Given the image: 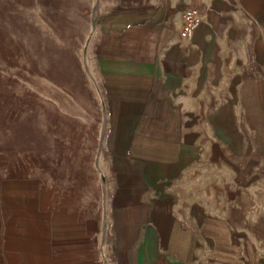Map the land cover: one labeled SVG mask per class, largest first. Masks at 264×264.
I'll use <instances>...</instances> for the list:
<instances>
[{
  "label": "crops",
  "instance_id": "obj_1",
  "mask_svg": "<svg viewBox=\"0 0 264 264\" xmlns=\"http://www.w3.org/2000/svg\"><path fill=\"white\" fill-rule=\"evenodd\" d=\"M91 50L105 226L0 236V264H264V0H99Z\"/></svg>",
  "mask_w": 264,
  "mask_h": 264
},
{
  "label": "rangeland",
  "instance_id": "obj_2",
  "mask_svg": "<svg viewBox=\"0 0 264 264\" xmlns=\"http://www.w3.org/2000/svg\"><path fill=\"white\" fill-rule=\"evenodd\" d=\"M99 0H0V236H88L111 163L91 44Z\"/></svg>",
  "mask_w": 264,
  "mask_h": 264
},
{
  "label": "built area",
  "instance_id": "obj_3",
  "mask_svg": "<svg viewBox=\"0 0 264 264\" xmlns=\"http://www.w3.org/2000/svg\"><path fill=\"white\" fill-rule=\"evenodd\" d=\"M201 15L195 8H189L183 15V26L181 29V36L187 37L193 29L200 23Z\"/></svg>",
  "mask_w": 264,
  "mask_h": 264
}]
</instances>
